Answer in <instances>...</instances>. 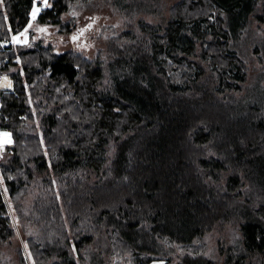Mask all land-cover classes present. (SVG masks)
<instances>
[{
  "label": "trees",
  "instance_id": "1",
  "mask_svg": "<svg viewBox=\"0 0 264 264\" xmlns=\"http://www.w3.org/2000/svg\"><path fill=\"white\" fill-rule=\"evenodd\" d=\"M103 1L126 30L87 60L12 44L34 0H0V242L9 201L33 264H213L173 245L218 225L224 264H264V0Z\"/></svg>",
  "mask_w": 264,
  "mask_h": 264
},
{
  "label": "rangeland",
  "instance_id": "2",
  "mask_svg": "<svg viewBox=\"0 0 264 264\" xmlns=\"http://www.w3.org/2000/svg\"><path fill=\"white\" fill-rule=\"evenodd\" d=\"M162 1L163 9L161 13L166 16L169 12L170 5L177 0ZM40 4L48 5V0H34L29 21L23 30L11 37L10 42L12 44L28 42L29 34L31 33L33 42L44 46L48 44L52 48V52L57 54L69 51L81 57V59L94 60L100 58L104 60L109 40L113 39L116 34L126 30L123 29L125 19L120 17L103 0L71 3L70 9L60 15L56 24H39L36 22V16L41 7ZM37 9L38 11H36ZM34 11L35 19L33 20L32 16ZM254 25L259 26V34L264 33V23L255 22ZM26 29L27 31H25ZM41 29L44 30L41 31ZM14 37H17L18 40L14 39ZM74 37L75 39H73ZM252 58L253 60H248V66L250 65V67L256 61V58ZM251 72L255 73L254 71ZM8 80L6 77H1L0 85L6 87L9 84L7 88H10L11 82ZM3 133L10 134L8 131L0 130L2 136L0 147L12 142V136L4 137L2 135ZM6 140L9 142H5ZM0 186L3 193L5 190L2 186L1 176ZM29 203V197L22 200V202L20 201L19 212L21 214L27 211ZM8 204L10 216H13L14 231L8 242H0V264H24L21 257L25 260L26 264H33L26 245V239L28 236L33 235V231L30 226L26 227L21 224L12 204L9 201ZM234 235L236 236V233L229 225H218L203 235L198 243L195 242L192 244V248H186L184 246L178 247L174 244V252L189 254L192 251H196L195 253H201L202 258L211 259L213 264H224L223 255L219 251L220 243L222 240H231L230 238ZM149 264H158V262H151ZM172 264L176 263L173 262Z\"/></svg>",
  "mask_w": 264,
  "mask_h": 264
},
{
  "label": "snow or ice",
  "instance_id": "3",
  "mask_svg": "<svg viewBox=\"0 0 264 264\" xmlns=\"http://www.w3.org/2000/svg\"><path fill=\"white\" fill-rule=\"evenodd\" d=\"M36 11H38V9L36 10ZM32 18H33V20L35 19V11L33 12V16H32ZM29 27H31V25H29ZM44 29H41V31H43ZM25 31H27V29L25 30ZM14 39H16V40H18V38L17 37H14ZM73 39H75V37L73 38ZM4 137H9V133H3L2 134ZM5 142H9V141H5Z\"/></svg>",
  "mask_w": 264,
  "mask_h": 264
},
{
  "label": "crops",
  "instance_id": "4",
  "mask_svg": "<svg viewBox=\"0 0 264 264\" xmlns=\"http://www.w3.org/2000/svg\"><path fill=\"white\" fill-rule=\"evenodd\" d=\"M8 81H9V80H8ZM10 82H11V81H10ZM8 85H9V84H8ZM8 85H7V86H8ZM7 86H6V87H2V86L0 85V89H1V88H7Z\"/></svg>",
  "mask_w": 264,
  "mask_h": 264
},
{
  "label": "water",
  "instance_id": "5",
  "mask_svg": "<svg viewBox=\"0 0 264 264\" xmlns=\"http://www.w3.org/2000/svg\"><path fill=\"white\" fill-rule=\"evenodd\" d=\"M3 149H4V146H1V147H0V150H3Z\"/></svg>",
  "mask_w": 264,
  "mask_h": 264
},
{
  "label": "built area",
  "instance_id": "6",
  "mask_svg": "<svg viewBox=\"0 0 264 264\" xmlns=\"http://www.w3.org/2000/svg\"><path fill=\"white\" fill-rule=\"evenodd\" d=\"M2 140V136H1V134H0V141Z\"/></svg>",
  "mask_w": 264,
  "mask_h": 264
}]
</instances>
